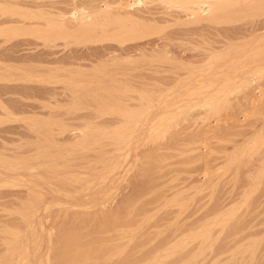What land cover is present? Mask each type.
<instances>
[{
    "label": "bare ground",
    "instance_id": "bare-ground-1",
    "mask_svg": "<svg viewBox=\"0 0 264 264\" xmlns=\"http://www.w3.org/2000/svg\"><path fill=\"white\" fill-rule=\"evenodd\" d=\"M25 1L28 3V6L29 4L34 6V8L32 7V9H34L33 12L38 13L35 15L33 13V15L30 14L32 15L30 18L28 17L29 14H25L28 15L26 16L28 18H26L23 13H20L19 16L17 15L18 17L12 14L15 16V19H11L14 18L11 15L13 11L7 10L8 12H3L0 16L1 18L6 17V19L8 16L7 13L10 14L9 17L12 16L9 20L5 19V21H3V18L2 20L0 18V216L7 215L5 212L10 216L0 218V264H105V262L102 261L104 260L101 258L102 256L95 257L93 255V257H91L93 253L91 248H99V246L102 245L100 242L101 237H98L101 236L99 235L100 232H98V235H95L97 239H89L87 237L88 235H86L87 230L85 231V225L89 226L90 229L91 227L93 229L98 227L105 229L110 227H112V229L114 228L112 225L119 218V212L131 206L130 202L133 200L129 194L134 191L135 185L132 187L133 191H130L128 185H130L131 181L127 182L129 183L128 185L126 184V180L132 170L131 168L135 165L137 166L140 162L141 164L143 163L142 166H144L145 162L142 160H145L147 156L149 157L151 152H156L160 149L158 142L155 140H153V142L152 139L157 137V133L165 130L161 127L165 126L168 128L169 125H166V120L169 116L171 117L172 115L174 117L173 113H177L178 115L180 110H184L185 113L189 114V112L185 110L189 107L187 105H189V103L192 105L191 102L194 101V98L192 101L191 98L194 94L192 91L196 86L192 88L193 90H190L193 84L190 80L192 78L179 79L181 78V73L180 76V70L174 73L176 68H174L175 70L173 69V74L170 73L171 75L168 74V77H163L164 80L166 79L163 83L164 85L165 83L166 85L170 83V87L165 89H163L164 87L161 83L163 80H161V77V81H157L158 83L153 81L154 83L151 82V84L146 79L147 77H149L148 79H151V77L158 78V75L153 77L157 70L153 68L154 70L151 69L149 72L146 67V65L149 64H144L143 59L148 61L147 52L149 51H147V48H151L149 46L154 42V38L147 37V35L149 36L150 34L151 36V33L155 29V25L158 24L153 22L156 16L155 14L157 13L154 8L156 5L154 6L155 3L153 1H159L158 3L160 4L162 3L161 1L164 2V0ZM169 2L174 5L176 4L175 6H178V8H173L174 13H172L173 10L168 8H166L168 9L166 11H160L159 13L164 16V20L168 19L166 18L168 17L166 13H170L172 15H169L175 16L179 24L180 22L186 25L193 23V26L189 24L192 26V29L197 27L195 29L201 32L197 34H203L205 37L208 34L209 36L206 37L208 39L221 41L233 38L237 42L243 40L241 41V45H237L233 49H227L223 44L209 46L207 48L208 51L206 49L207 52L202 54L204 56H201L202 58H200V60L197 58L198 55V57L201 55L199 54L200 50L199 52L196 51L198 52L197 56H194L193 59L191 55L192 60L198 62L202 59V64L205 60L206 62L204 66L200 65L201 67L199 66L200 62H198L199 64L197 63V66H199L200 69L198 67L190 71L193 73H198L200 71V73L206 72V77L201 80L206 81L204 83L206 84L205 87L207 89L205 90H207L208 99L205 101L206 104L203 100H200L201 103L198 101V105L200 106L202 103L208 105L209 103V108L211 106L210 109L217 111V105L221 104L219 105V107L221 106L219 110L221 109L222 116L213 118L210 113L208 117H210V119L212 117L213 120L210 121L208 118V121L206 119L207 123L211 122L210 129L213 128V131L217 129L218 132L220 131L219 129L227 130L228 132L236 131V135L238 134V138L241 136L240 139L242 141L238 139V142H241L236 144V139L235 146H245L248 145L249 142L255 145L257 142L259 143V147H262L264 153V0H169ZM16 4L15 6L17 7ZM11 6L13 5L10 4V7ZM18 6L20 8L22 5L18 4ZM26 9H28L27 6ZM16 12H18V10H16ZM21 14L24 16V19H18L22 17ZM158 16L159 14H157L156 17ZM242 16H246V18L242 19ZM170 18L174 20V18ZM190 26L186 27L187 30L183 32H191L189 34L194 35L192 31L196 30H189L188 28H190ZM178 28L183 30V28ZM205 29L207 30L206 35L202 32ZM184 36L186 35L184 34ZM190 36L189 38H191ZM201 36L202 35H200V37ZM194 37L195 36H193V38ZM200 37H198V39ZM182 38L184 37L182 36ZM165 42L166 41L163 42L164 46H168V42H166L167 44ZM158 45L159 47L163 46L160 45V42ZM203 51L205 50L201 52ZM196 52L194 51L195 54L191 53L196 55ZM145 53L147 57L143 58ZM181 55H183V53L180 54V56ZM184 56H186L185 59L191 60L187 55H183L182 58H184ZM205 56L206 58H204ZM173 58L174 57H172V59ZM175 60L176 62L180 60L181 63L182 59ZM184 61L183 65L186 62ZM188 62L189 61H187V63ZM170 63L173 65L174 62L170 61ZM152 64L151 62L150 65ZM143 65H145L146 68ZM150 65L148 67L149 69ZM158 67L159 66L156 68L159 71L163 69H159ZM144 69H147L146 71L149 76H145V71L144 73L142 72ZM167 69L169 68L167 67ZM198 69L199 71H197ZM152 71H154V73H152ZM159 73L157 71V74ZM131 82H135L139 85V88L131 84ZM129 83L132 85L131 87L134 86L137 87V89L134 87V90H132L133 88H128L130 87ZM147 87H151L150 91ZM256 88H258V91ZM259 89L261 90L260 92ZM199 91L201 92L202 90L199 89ZM204 93H200L202 94L200 98L206 95ZM196 104L197 103H195V105ZM204 104L201 106L204 109L208 108V106L204 107ZM190 109L192 108L190 107ZM198 109L196 111H198ZM252 111H258V115L250 117ZM188 114L186 115L189 116ZM201 114H203V112H201ZM201 114H198L197 117H203ZM213 114H215V112ZM182 115L180 116L183 117ZM180 116L177 117V120ZM197 117L196 119L198 120L199 118ZM174 119L176 120V118ZM171 121L174 122V120ZM177 122L173 123L177 124L176 129L179 128ZM182 124L180 125L181 129L185 127H182ZM172 125H170V128H172ZM189 125H187V127ZM204 126H207V128L209 127L207 124H204ZM204 126L203 129H205ZM207 128L205 129V135L209 133L207 132ZM183 130L187 131V129ZM198 130H200L199 126ZM171 132H173V130ZM200 132L198 131V133ZM210 132L212 133V130ZM218 132H216V134H218ZM174 133L176 132L172 134L174 135ZM162 134L161 135L164 136V133ZM183 136L185 137V135ZM208 136L211 137L212 135ZM213 136L212 138H206L207 136H204V138L209 139L208 141L206 140L209 142L210 139L213 140L215 137ZM157 138L159 139V137ZM219 139L221 140V138ZM254 139H257V141L255 140L256 142H254ZM162 141L165 142L164 140ZM165 143H167V141ZM210 143H212V141H210ZM181 144L183 145V143ZM201 144L203 143L201 142ZM204 145L205 144L201 146L204 147ZM174 146H176V144ZM196 146L198 147V145ZM207 147L210 148L211 152L214 149V147L212 148L210 145ZM169 149L172 150L174 148L170 147ZM189 150L190 149H188V151ZM234 150L236 151L237 149ZM205 151H207V149ZM205 151H201L203 155L197 153L202 156L200 157L201 159L207 158L204 157L205 153L209 156V150V154ZM211 157L212 156H209L208 158L210 159ZM187 158H191V156ZM183 159L186 160L185 158ZM147 160L146 158L145 161ZM200 160L197 159V161ZM157 161L158 159L156 163ZM201 163H206L207 165V162L203 161ZM198 164L200 163L197 162V165ZM192 165L194 166V164ZM208 165H210V163H208ZM146 166L148 167L147 164ZM164 166H166V164ZM201 166H203V164ZM147 167L145 169L146 171ZM158 168L160 169V167ZM204 168H206V166ZM210 168L209 166L208 170ZM220 168L221 166L219 169ZM221 169L224 168L222 167ZM202 170H204L205 173L206 171L208 172L207 169ZM198 171H200V169L196 172ZM209 171H211L212 174L213 171ZM221 171L223 175L225 170ZM137 172L138 171H136V173ZM162 172L163 171H161V173ZM181 172L183 171H179V173ZM219 172L216 174L218 175ZM184 173L189 175L187 172ZM207 175L208 173H206V176ZM258 175V180L264 179L263 165ZM137 176L140 175H136L135 177L137 178ZM210 177L208 178L210 179ZM138 178L140 179L141 177ZM177 178H179V176ZM206 178L204 177V180L202 179L201 181L206 182ZM217 179L215 178L214 182H216ZM196 181H200L199 178H196ZM210 182H208V186ZM203 184L207 185V182L201 183L199 186L197 183L190 185L193 187L197 185L202 191L203 186H206ZM126 186L129 188L128 192H130L128 195L130 196L129 198L132 199L131 201H129L127 197ZM210 186L208 188H210ZM189 189H191V187H189ZM140 190L142 189H139V191ZM245 191L246 190H244L243 193ZM117 192L118 194L120 193V195L123 194L119 201L116 197L112 198L113 193ZM202 193L204 194L203 191ZM227 193L228 192H226V194ZM243 193V197L241 196V198H248L247 196L245 197ZM246 193H248V191ZM246 193L245 195H247ZM251 193L252 196L255 194L253 191H251ZM196 196L198 197L199 195ZM189 198L190 197H188V199ZM227 198H229V196ZM166 200L167 199L164 201ZM239 201L243 202V200ZM172 202L175 203L174 200H172ZM170 203L167 204L170 205ZM187 203H185L186 207ZM234 204L233 202L231 206H223L222 210L219 209L220 212L218 214L216 213L214 216L212 215V217H210L212 218L210 221H208L209 216H207L208 219L205 218L206 222L204 221V224L202 221L200 222L202 225L196 230L198 231L200 229L198 234L196 232L190 233H196L197 235L193 234L192 236L189 234V237L179 242L181 244H174V246H177L179 249L170 246L167 252L166 250L165 252L164 250L163 252L162 250L159 251L161 253L154 259H148L149 261L146 259L147 262L141 261V263L133 262L135 264H160L163 262L164 264V262L169 259L167 258L168 256H171V254L174 256L175 252L178 253L180 250L185 249L184 247H179V245H185L186 248L189 245L188 248H191L190 245L193 247V243L196 240V242L200 241L199 238L202 239V243L203 240L204 243H207L205 240L209 239L212 233L211 229L215 228V225H221L222 227L226 225L228 220L226 218L232 216L231 213H229V208L234 207ZM168 208L169 207H167V209ZM215 211L216 210H214V213ZM227 211L229 212L227 213ZM226 213L227 215L230 214V216L227 217ZM148 215L149 214L143 216L134 227L132 226L130 229L125 227L127 229L126 232L124 231L125 228L123 230L121 229L125 234L123 233V235H121L116 232V235H113L114 232H110L109 235L114 236L113 240L116 242L124 241L125 243L126 240H134V238H131L132 236L130 238L128 237V233L133 231L135 237V231L140 226L145 225L146 222H150L149 219L151 216L149 217ZM116 225L118 224L116 223ZM83 226H85V229L82 230L85 232L80 231ZM57 227L60 229H57L58 231H62V229L64 231L58 234L59 232L56 230ZM69 228H72L74 233H72L73 231L71 232V230L68 231ZM102 228L100 231H102ZM117 230L121 232L118 228ZM220 233L223 232L220 231ZM92 234L94 235V233H91V235ZM98 238L100 241H97ZM253 240L255 243V239ZM260 240L257 238L258 242ZM128 241H126V243H128ZM250 244L252 243L250 242ZM125 245L124 247L127 246ZM253 246L254 245L251 247ZM109 247L111 248V245ZM121 247L123 248V246ZM249 247L248 249L253 252V249ZM255 247H257V245H255ZM172 248H174V250H172ZM175 249L177 251H175ZM256 249H258V247ZM90 250L92 251L91 255H89L90 252H87ZM121 251L120 253L114 251L118 259L119 256L124 255L122 252H125V250ZM239 251L240 253L242 252L241 249L237 250L236 252H238V255ZM86 252L91 258H87L88 255ZM236 252L235 255H237ZM84 253L87 256H83ZM246 253L247 252H245V254ZM94 254L101 255L97 252ZM225 256L227 257V255ZM195 259L192 258V261ZM187 261L189 262L190 260H184L183 262L185 264H193ZM128 262L130 261L128 260ZM136 262L140 261L137 260ZM183 262H180V264ZM194 263L196 264V262Z\"/></svg>",
    "mask_w": 264,
    "mask_h": 264
},
{
    "label": "rangeland",
    "instance_id": "rangeland-1",
    "mask_svg": "<svg viewBox=\"0 0 264 264\" xmlns=\"http://www.w3.org/2000/svg\"><path fill=\"white\" fill-rule=\"evenodd\" d=\"M170 1H172V0H170ZM0 16L3 14V12H5L6 13V11L8 10H10L12 13H11V15L12 14H14L16 17H18L19 16V14L20 13H23V15H25V14H29V16L28 15H25V17L26 16H28L29 18L30 17H32V15L34 14H36V13H38V12H33L34 11V9H32V7L34 8V6H32V5H30L29 4V6H28V3L25 1V0H10V2H9V0H0ZM4 2H6V3H4ZM14 2V3H13ZM18 2V3H17ZM19 2H21V3H19ZM155 4H154V6L156 5V7H157V9H156V7H154L155 8V11L157 12L155 15L157 16V14H159V16L158 17H154V23H158V24H156L155 25V29L153 30V32L151 33V36H150V34H149V36L147 35V37H153L152 39H153V41L154 42H152V46L150 45L149 47H151V48H147V51H152V52H147V54L145 53V55H143V58H145V57H147V60L148 61H145L146 59H143L144 60V64H149L150 65V63L152 62L153 64L152 65H150V69L148 68L149 67V65H146V67H147V69L149 70V72H150V70L152 69V70H157L158 71V73L159 72H161V73H159V74H157V71H155L156 73H155V76H153V77H156L157 75V77L158 78H152L151 77V79H148L149 77H147L146 79H147V81L151 84V82H153V81H155V83L158 81H161V80H163V82L161 81V83H162V85H163V89H165V88H167V87H170V83H169V85L167 84L166 85V83H165V85L163 84L164 83V81H166V79L164 80L163 79V77L165 78V76H167L168 74L169 75H171V74H173V69L174 68H176V71H174V73H176V72H179L178 70H180V72H179V76H180V73H181V78H179V79H189V78H192V79H190L191 81H192V83L194 84H192L191 85V87H190V90H193L192 88H194L195 86V88H197V89H195L194 88V90L192 91V93L194 92V94H193V96H192V98H191V101L193 100V98H194V101H190L191 103H192V105L189 103V105H187V106H189V107H187V110H185V111H188L189 112V114L188 113H185L184 112V110H180L179 112H178V115H177V113H173V115H174V117L171 115V117L169 116V118H170V120H169V118L166 120V125H169L168 126V128L167 127H161L162 129H165V130H163V131H161V130H159V131H161V132H159L160 133V135L162 134V133H164V136H160L159 135V133H157L158 135H157V137H159V139L156 137V138H153L152 139V141L153 140H155L156 142H158V146H159V148L160 149H158L156 152H151L150 154H149V157L147 156L146 158L148 159L147 161H145L146 160V158H145V160L143 159L142 161L143 162H145L144 163V166H142V164H141V162L139 163V164H137V166L135 165V166H133V168H131L132 170L130 171V173H129V177H128V181L126 180V184L128 185L129 183H127V182H130V185H128V187H130V189L129 188H127V186H126V189H127V197L129 198L130 196H131V198H133V200L131 199V198H129V201H131L130 202V205L131 206H128V207H126L125 209H122L120 212H119V218L113 223V229H112V227H110V228H107V229H105V228H102V231H100L101 230V228L100 227H98V228H95V229H93L92 227H91V229H90V227L89 226H87V225H85V226H83L82 228H81V230L80 231H82V232H85L86 230H87V232H86V235H88L87 237L90 239H92V238H96L97 239V237L95 236V235H98V232H100V234L99 235H101V236H98V237H101L100 238V240H99V238H98V240L97 241H100L101 243H102V245L101 246H99V248H100V250L102 251V253H101V251L99 250V248H95V249H93V248H91V250L93 251V253H92V251L90 250V251H87L88 253L90 252V254L89 255H91V253H92V255H91V257H93V255L95 256V257H101L102 259H104V260H102L101 258V260L102 261H104L105 262V264L107 263V264H127V263H129V264H133L134 262L135 263H141V261H146L147 262V260L149 259H151V258H156V257H158L159 256V254L161 253V252H159V251H161L162 250V252H163V250H164V252H165V250H166V252L168 251L167 249L171 246H173V247H177V246H174V244L175 243H178V244H181V243H179L180 241H184L187 237H189L190 235H192L193 236V234L194 235H197L198 234V231H200V229L198 230V231H196L198 228H200L201 226L200 225H202V223L204 224V221L206 220V219H208L207 218V216H209V219H208V221H210V219L212 220V218H210V217H212V215L214 216L216 213L218 214L219 212H220V210H222V208H223V206L225 207H227V205L229 206H231V203H235L234 204V207H230L229 208V210H230V212L229 211H227V213L229 212V213H231V215L232 216H230V214L229 215H227V213H226V216L228 217V216H230V217H228V218H226V219H228L227 220V223H226V227L224 226V227H222L221 225H215L216 227L215 228H212L211 229V236L209 237V239H206L205 241L207 242V243H204V240H203V243L201 242V240L202 239H200L198 236V238H199V240L200 241H198V242H201V243H198V242H194L193 243V247H192V245H190L191 246V248H188L189 247V245L187 246V248L185 247V245L184 246H180L179 245V247H181V248H185V249H182V250H184V251H182V250H180V251H182V252H180L179 250V252L177 253V252H175L174 253V256H172L173 254H171V256H168V255H170V254H168L167 256V258H169V259H167V261L166 262H164V264H180V262H183L184 260L186 261V260H190L189 262L190 263H193V264H195L194 262H196V264H197V262H198V264H264V179L263 180H258L259 179V171H260V169L262 168V165L264 166V153H263V150H262V147L260 146L259 147V143H257L256 141H257V139H254V142H256L255 143V145L254 144H252V143H250V145H249V143H248V145H239V146H235V141H236V139H237V143L236 144H239L242 140L240 139L241 138V136L238 138V134L236 135V131H232V132H228L227 130H223V129H219L220 131L218 132V130L217 129H215L216 131H213V128L212 129H210L211 128V122H209V123H207V121H206V119L208 120V118L210 119V117H208L209 116V114L210 115H212L213 116V118H215V117H218V116H222L221 115V109L219 110V108H221V106L219 107V105H221V104H218L217 106V111H213L212 109H210L211 108V106H210V108H209V103H208V105H205L206 103H205V101H207V99H208V97H207V90H205V89H207L205 86H206V84L204 83V82H206L205 80H201V79H203V78H205L206 77V72L204 73H200V72H198V73H193V72H191L190 70H195L196 68H198L200 65H202V66H204V64H205V62H206V60H205V62H203V64H202V59H201V61H198V62H200V64L196 61V60H192V58L194 59V56H197V53L199 52V50H200V52L202 51V50H205V51H203V52H199V54H201L200 55V57H198L197 56V58L200 60V58H202L204 55H202V54H204V53H206L207 51H208V47L209 46H212V45H220V44H223L224 46H225V48H235L237 45H241L242 44V42L241 41H243V40H240L239 42H237L235 39H229V40H221V41H214V40H211V39H208V38H206V37H208L209 35L207 34V30L205 29L204 31H202L203 33H204V35H206V37L205 36H203V34H197V33H201L200 31H197L195 28H197V27H195V28H193L192 29V24L193 23H189L190 25H192V26H190L189 24L188 25H186V24H183V23H181L180 22V24H179V22H177L176 21V18H175V16H170V15H172V14H168V13H166L167 14V16L168 17H166V18H170V17H172V18H174V20L173 19H171V21H170V19L167 21L166 19L164 20V16H162L161 15V13H159L160 11H166V10H168V9H170V10H173V12L172 13H174V9L173 8H178V6H175L173 3H170L169 2V0L167 1V0H164V2L163 1H161L162 3H158L159 1H153ZM169 2V3H168ZM13 3V4H12ZM17 3V4H16ZM156 3H158V4H156ZM2 4H3V6H2ZM4 4H5V6H4ZM7 4V5H6ZM10 4L11 5H13V6H11L10 7ZM15 4L17 5V7L15 6ZM18 4L19 5H22V6H20V8H19V6H18ZM25 4H27V5H25ZM168 4H169V6H168ZM174 6H173V5ZM25 5V6H24ZM160 5H161V7H160ZM173 7H172V6ZM26 6H27V8L28 9H26ZM31 6V7H30ZM10 7V8H9ZM15 7V8H14ZM12 8V9H11ZM32 9V12H31V9ZM36 8V7H35ZM164 8V9H163ZM166 8H168V9H166ZM5 10V11H3V10ZM22 9V10H21ZM24 9V10H23ZM30 9V10H29ZM2 10V11H1ZM16 10H18V12H16ZM26 10V11H25ZM38 10V9H37ZM7 11V12H8ZM22 11V12H21ZM28 11V12H27ZM36 11V10H35ZM16 13V14H15ZM18 13V14H17ZM33 13V14H32ZM8 14V16H7V19H6V17H2L4 20L3 21H5V19L6 20H9V18H11L12 16L14 17V18H11V19H15V16L14 15H12L11 17H9V13H7ZM7 14H5V15H7ZM30 14H32V15H30ZM18 15V16H17ZM22 15V14H21ZM20 15V16H21ZM22 15V17H19L18 19H24V16ZM4 16V15H3ZM161 16V17H160ZM170 16V17H169ZM28 17H26V18H28ZM160 17V18H159ZM1 18V17H0ZM2 18H1V20H2ZM242 19L243 18H246V16L244 17V16H242L241 17ZM158 21V22H157ZM167 21V22H166ZM177 23V24H176ZM185 27H184V26ZM194 25H196V24H194ZM183 26V27H182ZM188 26H190V28H188L189 30H196V31H192L193 33H194V35H191V34H189V33H191V32H189V33H184L183 31H185V30H187V28L186 27H188ZM197 26V25H196ZM178 27H180V28H183V30L181 29H179ZM175 30H174V29ZM184 28H186V29H184ZM173 30V31H172ZM181 32H180V31ZM206 31V32H205ZM174 32V33H173ZM177 33H179V34H177ZM186 35V36H184V34ZM192 33V34H193ZM176 34V35H175ZM171 35V36H170ZM187 35H191L190 37L191 38H189V36H187ZM200 35H202L201 37H200ZM174 36H175V39H174ZM178 36V37H177ZM182 36L184 37V38H182ZM193 36H195L194 38H193ZM186 37V38H185ZM198 37H200L199 39H198ZM187 38H189V39H187ZM172 39V40H171ZM180 39V40H179ZM182 39V40H181ZM192 39H194V40H192ZM224 39H226V38H224ZM247 39H249V38H247ZM157 41V42H156ZM164 41H166V42H168V46L167 45H165L164 46ZM159 42H160V45H163V46H160L159 47ZM165 42V43H166ZM154 43V44H153ZM157 45H156V44ZM167 44V43H166ZM155 46V47H154ZM159 47V48H158ZM149 49H151V50H149ZM152 49H154V50H152ZM206 49H207V51H206ZM186 50V51H185ZM183 51H185V52H183ZM194 51L196 52V51H198V52H196V55H193V54H195L194 53ZM193 54H192V53ZM183 53V55H187V57H192L191 58V60H189V59H185L186 58V56H184V58H182L183 57V55H181L180 56V54H182ZM179 54V55H178ZM189 54V55H188ZM147 55V56H146ZM192 55V56H191ZM154 56V57H153ZM202 56V57H201ZM172 57H174L173 59H172ZM177 57V58H176ZM179 57V58H178ZM150 58H151V62H150ZM204 58H206V56L204 57ZM169 59V60H168ZM170 59H172V60H170ZM175 59H182L181 60V63H180V60H177V62H176V60ZM197 59V60H198ZM186 62H185V61ZM203 60V61H204ZM170 61L171 62H174L173 63V65H172V63H170ZM183 61L185 62V64L183 65ZM187 61H189L188 63H187ZM149 62V63H148ZM172 65H170V64ZM180 63V64H179ZM199 64V66H197L198 64ZM159 66L158 68L160 69H162L161 71H159L156 67L157 66ZM165 65H168V66H165ZM144 67H145V65H143ZM142 66V67H143ZM152 66V67H151ZM165 66V67H164ZM176 66V67H175ZM145 67V68H146ZM167 67L169 68V69H167ZM201 67V66H200ZM200 67H199V69H200ZM154 68V69H153ZM166 68V69H165ZM178 68V69H177ZM194 68V69H193ZM209 68H211V67H209ZM143 69V68H142ZM147 69H144V70H142V72L144 73V71L146 72V73H144L145 74V76H149V74L147 73ZM199 69L197 70V71H199ZM175 70V69H174ZM152 73H154V71H152ZM152 73H150V74H152ZM166 73V74H165ZM171 73V74H170ZM200 73V74H199ZM178 74V73H177ZM202 74V75H201ZM153 75V74H152ZM168 75V76H169ZM151 76V75H150ZM167 76V77H168ZM162 79H161V78ZM194 77V78H193ZM159 79V80H158ZM161 79V80H160ZM195 79H196V81H195ZM157 82V83H158ZM201 82V83H200ZM203 82V83H202ZM135 82H131V84H133V85H136L137 87L139 86V85H137L136 83L134 84ZM154 83V82H153ZM152 83V84H153ZM130 83H129V86L130 87H128V88H133V87H131L132 85H131ZM197 84V85H196ZM199 84H201V85H199ZM203 84V85H202ZM161 85V86H162ZM199 86V87H198ZM137 87H134L135 89H137ZM202 87H203V89H202ZM127 88V89H128ZM134 88L132 89V90H134ZM139 88V87H138ZM201 89L202 91L200 92L199 91V89ZM147 89L150 91V89H151V87H147ZM258 88H256V90H257ZM130 90V89H129ZM198 90V91H197ZM131 91V90H130ZM197 91V92H196ZM206 91V92H205ZM258 91V90H257ZM261 90L259 89V92H260ZM196 92V93H195ZM205 92V93H204ZM200 93H204V94H206V95H203L201 98H200V96L202 95V94H200ZM196 96V97H195ZM199 97V98H198ZM207 97V98H206ZM205 98V99H204ZM196 99H197V101H196ZM199 99V100H198ZM203 100V102L205 103H202V104H204V107H206V106H208V108L211 110H209L208 108H206V109H204L201 105L202 104H200V106L198 105L199 104V102L201 103V101ZM199 101V102H198ZM195 103H197L196 105H195ZM195 105V109L193 108V106ZM190 107L192 108V109H190ZM197 107V108H196ZM202 107V108H201ZM199 108V109H198ZM198 109V111H196ZM204 110V111H203ZM205 110H206V112H205ZM219 110V111H218ZM210 111V112H209ZM201 112H203V114H201ZM215 112V114H213ZM184 113V114H183ZM201 114L203 117H201V118H199V117H197L198 116V114ZM183 114V115H182ZM186 114H188L189 116H187ZM180 115H182L183 117H181ZM258 115V111H252L251 112V114H250V117H253V116H257ZM180 116V118L177 120V117H179ZM206 116V117H205ZM186 117V118H185ZM195 117V118H194ZM196 117L197 118H199L198 120L196 119ZM174 118H176V120L178 121H176ZM183 118V119H182ZM190 118V119H189ZM213 118L211 117V119H210V121L211 120H213ZM171 120H174V122H177L178 123V129H176V127H177V124H173L174 122L173 121H171ZM182 120V121H181ZM188 120H190V121H188ZM201 120V121H200ZM169 121V122H168ZM191 121H192V123H191ZM194 121V122H193ZM195 121H197V122H195ZM209 121V120H208ZM173 124H171V123ZM204 122V123H203ZM170 123V124H169ZM183 123V124H182ZM187 123H189V124H187V125H189L188 127H187V125L186 124ZM199 125H198V124ZM202 123V124H201ZM182 124V127H184V128H182L181 129V127H180V125ZM204 124H207L209 127L207 128V126H204ZM170 125H172V128H170ZM204 126V128L206 129L207 128V132H209V133H207V135H205L204 133H206V130L205 129H203V126ZM198 126H199V129L200 130H198ZM200 126H202V127H200ZM175 129H174V128ZM194 129H193V128ZM197 129H196V128ZM160 128V129H161ZM167 128V129H166ZM169 128H170V130H169ZM191 128V129H190ZM202 128V129H201ZM173 130V132H176L177 133V135H176V133H174V135L172 134L173 132H171L172 130ZM183 129H187V131H185V130H183ZM193 129V130H192ZM167 130H169V131H167ZM175 130V131H174ZM179 130V131H178ZM189 130V131H188ZM196 130V131H195ZM202 130V131H201ZM212 130V133L214 134V136L216 137H214L213 136V134L210 132ZM178 131V132H177ZM180 131H182V132H180ZM198 131L200 132V133H198ZM226 131V132H225ZM169 132V133H168ZM216 132H218V134H216ZM236 132V133H235ZM166 133H168V134H166ZM183 133V134H182ZM211 133V134H210ZM199 134H200V136H199ZM231 135V137H230V135ZM171 135H172V137H171ZM181 135V136H180ZM183 135H185V137L183 136ZM194 135H196V136H194ZM208 135H212L214 138H213V140H211L210 139V141H212V143H210V141L209 142H207L209 139H205L204 138V136H207L206 138H212V136L211 137H209ZM224 137H223V136ZM182 138H180V137ZM188 136H191V137H188ZM198 136V137H197ZM227 136V137H226ZM177 139H176V138ZM168 140H167V139ZM197 138V139H196ZM219 138H221V140L219 139ZM224 138V139H223ZM243 138V137H242ZM158 139V140H157ZM200 139V140H199ZM216 139V140H215ZM238 139L239 140H241V141H239L238 142ZM148 140H151V139H148ZM162 140H164L165 142L167 141V143H165V142H163ZM174 140V141H173ZM177 140V141H176ZM183 140H186V141H183ZM204 140V141H203ZM207 140V141H206ZM256 140V141H255ZM161 141V142H160ZM176 141V142H175ZM183 141V142H182ZM190 143H188V142ZM220 141V142H219ZM226 141V142H225ZM149 142H151V141H149ZM154 142V141H153ZM170 142H172V143H170ZM198 142V143H197ZM201 142L203 143V144H205L204 145V147L207 149V151H205L206 149L204 148V147H202L203 146V144H201ZM223 142H225V143H223ZM258 142H260V141H258ZM159 143H160V145H161V147H160V145H159ZM178 143V144H177ZM181 143H183V145L181 144ZM218 143V144H217ZM221 143H222V145H221ZM228 143H230V144H228ZM261 143V142H260ZM167 144V145H166ZM173 144V145H172ZM176 144V146H174ZM172 145V146H171ZM185 145V146H184ZM188 145V146H187ZM193 145H198V147L196 146V149H195V146H193ZM202 145V146H201ZM211 146L212 148L214 147V149H213V151L211 152L210 151V148L209 147H207V146ZM216 146V147H215ZM220 146V147H219ZM254 146H256V147H254ZM171 147V148H174V149H172L173 150V152H172V150H170L169 148ZM182 147V148H181ZM190 147V148H189ZM200 147V148H199ZM233 147V148H232ZM236 147V148H235ZM168 148V149H167ZM186 148H188V149H190L189 151H188V149H186ZM192 148V149H191ZM193 148H194V150H193ZM211 148V149H212ZM216 148H217V150H216ZM219 148V149H218ZM222 148H224V149H226V150H224V149H222ZM166 151H165V150ZM185 149V150H184ZM222 149V150H221ZM234 149H237L236 151L234 150ZM248 150V149H250V150H248V151H246V150ZM254 149V150H253ZM169 150V151H168ZM196 150V151H195ZM203 150L205 151V152H207V154H209L208 153V150H209V152H210V154H209V156H212L210 159L208 158L209 156L208 155H206V153H205V155H204V157H207V158H204V159H201L200 157H202V156H200V154H197V153H201V155H203L202 154V152H203ZM218 150H219V152H218ZM258 150V151H257ZM261 150H262V152H261ZM180 151V152H179ZM188 151V152H187ZM191 151V152H190ZM202 151V152H201ZM217 151V152H216ZM226 151V152H225ZM234 151H235V153H234ZM255 151V152H254ZM161 152V153H160ZM189 152H190V154H189ZM195 152V153H194ZM216 152V153H215ZM225 154H224V153ZM246 152V153H245ZM179 155H177V154ZM214 153V154H213ZM237 153V154H236ZM157 154H159V155H157ZM187 155V157H190L191 156V158H187L186 157V155ZM193 154V155H192ZM219 154V155H218ZM236 154V155H235ZM163 155V156H162ZM173 156V158H172V156ZM183 155V156H182ZM199 155V156H198ZM216 155V156H215ZM230 155H231V157H230ZM263 155V156H262ZM151 156V157H150ZM167 156V157H166ZM175 156H176V158H175ZM195 156V157H194ZM218 156V157H217ZM229 156V157H228ZM233 156H235V157H233ZM159 157V158H158ZM227 159H226V158ZM164 158V159H163ZM168 158V159H167ZM183 158H185L186 160H184ZM194 158V159H193ZM202 160H200V159ZM215 158V159H214ZM221 158V159H220ZM241 160H240V159ZM253 158H255V159H253ZM158 159V161H157V163H156V160ZM165 159H167V160H165ZM171 159V160H170ZM175 159V160H174ZM180 159V160H179ZM197 159L198 160H200V161H197ZM212 159H214V160H212ZM225 159H226V162H225ZM232 159V160H231ZM234 159H235V161H234ZM150 160V161H149ZM170 160V161H169ZM178 160V161H177ZM240 160V161H239ZM161 161V162H160ZM164 161H166V162H164ZM191 161V162H190ZM195 161H196V164H195ZM207 162V165H206V163H201V162ZM259 161V162H258ZM263 161V162H262ZM154 162V163H153ZM159 162V163H158ZM173 162V163H172ZM190 162V163H189ZM197 162L198 163H200V164H198L197 165ZM214 162V163H213ZM216 162V163H215ZM223 162V163H222ZM235 162V163H234ZM247 162V163H246ZM156 163V164H155ZM169 163V164H168ZM172 163V164H171ZM208 163H210V165H208ZM146 164L148 165V167L146 166ZM166 164V166H164ZM190 164V165H189ZM192 164H194V166L192 165ZM203 164V166H201ZM163 165V166H162ZM174 165V166H173ZM218 166V169H217V166ZM234 165V166H233ZM242 165V166H241ZM256 165V166H255ZM162 166V167H161ZM181 166V167H180ZM206 166V168H204ZM209 166L211 167L209 170H212L213 172H212V174H211V171H209L208 170V168H209ZM221 166V168L223 167L224 169H221V170H225L224 172H223V175H222V171L219 169V167ZM225 166V167H224ZM238 166V167H237ZM259 166V167H258ZM145 167V168H144ZM146 167H147V171L145 170L146 169ZM153 167H155V168H153ZM158 167H160V169L158 168ZM193 167V168H192ZM228 167V168H227ZM231 167H232V169H231ZM140 168H143V169H140ZM153 170H152V169ZM158 168V169H157ZM197 168V169H196ZM227 168V169H226ZM260 168V169H259ZM164 169V170H163ZM181 169H183V170H181ZM189 169H191V170H189ZM198 169H200V171L202 170V169H207L208 170V172L206 171V173H208V175L206 176V173H205V171L204 170H202L201 172L200 171H198V172H196ZM259 169V170H258ZM141 170H142V172H141ZM190 172H189V171ZM216 170V171H215ZM221 172V175H220V172ZM228 170V171H227ZM236 170V171H235ZM258 172H257V171ZM136 171H138L137 173H136ZM140 171V172H139ZM149 171V172H148ZM153 171V172H152ZM161 171H163L162 173H161ZM179 171H183V172H181V173H179ZM192 171V172H191ZM254 171V172H253ZM184 172H187V174H189V175H186ZM194 172V173H193ZM195 172H196V175H195ZM200 172V174L198 175V173ZM203 172H204V174H203ZM215 172V173H214ZM217 172H219L218 173V175L216 174ZM238 172V173H237ZM252 172V173H251ZM133 173V174H132ZM139 173V174H138ZM155 175H154V174ZM171 173H172V175H171ZM193 173V174H192ZM210 173V174H209ZM214 173V174H213ZM143 174V175H142ZM183 174H185V175H183ZM201 174H202V176H201ZM131 175V176H130ZM136 175H140V176H137V178L135 177ZM154 175V176H153ZM176 177H175V176ZM179 176V178H177L178 176ZM190 175H193V176H190ZM194 175H195V177H194ZM218 177H217V176ZM225 175V176H224ZM232 175V176H231ZM151 176V177H150ZM163 176V177H162ZM181 176V177H180ZM184 178H183V177ZM199 176V177H198ZM211 176V177H210ZM138 177H141L140 179L138 178ZM192 177V178H191ZM194 177V178H193ZM202 177V178H201ZM204 177L207 179H205L206 180V182H207V185L206 184H203V185H206V186H203V192H204V194L202 193V191H201V188L199 189L198 188V186L201 184V183H206L205 181L204 182H202L201 180L203 179L204 180ZM208 177H210V179L208 178ZM220 177V178H219ZM225 177V178H224ZM233 177V178H232ZM255 177H257V178H255ZM135 178H136V180H135ZM146 178V179H145ZM153 180H152V179ZM188 178V179H187ZM196 178H199V180L200 181H198L199 182V184H198V182L196 181ZM217 179L216 180V182H214L215 180L214 179ZM145 179V180H144ZM150 179V180H149ZM161 179V180H160ZM178 181H177V180ZM186 179V180H185ZM191 179V180H190ZM227 179V180H226ZM230 179V180H229ZM255 179V180H254ZM137 182H135V181ZM139 180V181H138ZM174 180V181H173ZM189 180V181H188ZM232 180V181H231ZM140 181H141V183H140ZM145 181H146V183H145ZM184 181V182H183ZM211 181V182H210ZM220 181V182H219ZM239 181V182H238ZM244 181V182H243ZM259 183H257V182ZM208 182H210V184H209V186L211 185V184H213V185H211L210 186V188H208L209 186H208ZM213 182V183H212ZM224 182V183H223ZM246 182V183H245ZM255 182H256V184H255ZM135 183V184H134ZM180 183V184H179ZM197 183V185L195 186V187H193V186H191V185H194V184H196ZM223 183V184H222ZM234 183V184H233ZM132 184H133V186H132ZM178 184V185H177ZM186 184V185H185ZM191 184V185H190ZM218 184V185H217ZM233 184V185H232ZM255 184V185H254ZM134 185H135V187H134ZM139 185V186H138ZM141 185V186H140ZM143 185V186H142ZM185 185V186H184ZM235 185V186H234ZM254 185V186H253ZM167 186V187H166ZM132 187H134V191H133V189H132ZM138 187V188H137ZM140 187V188H139ZM142 187V188H141ZM147 187V188H146ZM168 187H170V188H168ZM189 187H191V189H189ZM248 187V188H247ZM258 187V188H257ZM137 188V189H136ZM144 188V189H143ZM151 188V189H150ZM158 188H159V191H158ZM162 188V189H161ZM166 188V189H165ZM182 188V189H181ZM196 190H195V189ZM205 188V189H204ZM238 188V189H237ZM125 189V190H126ZM128 189L130 190V191H133V192H130V194H129V192H128ZM136 189V190H135ZM139 189H142V190H140L139 191ZM148 189H149V191H148ZM157 189V190H156ZM210 189V190H209ZM216 189V190H215ZM233 191H232V190ZM248 189V190H247ZM249 189H250V191H249ZM258 189V190H257ZM170 190V191H169ZM209 190V191H208ZM214 190H215V192H214ZM244 190H246L244 193H243V191ZM256 190V191H255ZM136 191H137V193H136ZM156 191V192H155ZM157 191H158V193H157ZM181 191H182V193H181ZM190 193H189V192ZM199 191V192H198ZM213 191V192H212ZM230 191H231V193H230ZM248 191V193H246ZM251 191H253V192H255V194L252 196V193H251ZM259 191V192H258ZM172 192V193H171ZM176 192H180L179 194L178 193H176ZM185 192H187V193H185ZM212 194H210V193ZM226 192H228L227 194H226ZM134 195H133V194ZM147 193V194H146ZM152 193V194H151ZM167 193V194H166ZM175 193V194H174ZM198 193V194H197ZM200 193V194H199ZM242 193H243V195L246 197H248L249 198V200H248V198H245V199H243V198H241V196H242ZM245 193L247 194V195H245ZM130 196H129V195ZM132 194V195H131ZM159 194V195H158ZM199 195L198 197L196 196V195ZM208 194V195H207ZM121 195H123V194H121ZM121 195H120V193L118 194V192L117 193H113V197L112 198H117L118 199V201L120 200V198H121ZM141 195V196H140ZM172 195V196H171ZM187 195V196H186ZM194 195H195V197H194ZM216 195V196H215ZM251 196V197H249V196ZM162 196H164V197H162ZM166 196H167V198H166ZM180 196V197H179ZM181 196H184V197H181ZM212 196V197H211ZM226 196V197H225ZM229 196V198H227ZM234 196H236V197H234ZM119 197V198H118ZM138 197V198H137ZM188 197H190L189 199H188ZM192 197V198H191ZM197 197V198H196ZM208 197H209V199H208ZM211 197V198H210ZM224 197V198H223ZM243 197V196H242ZM143 198V199H142ZM156 198V199H155ZM178 198V199H177ZM185 198V199H184ZM195 198V199H194ZM241 198V199H240ZM251 198V199H250ZM165 199H167L166 201H164ZM170 199H171V201H170ZM177 199V200H176ZM188 200V203H187V200ZM202 199V200H201ZM211 199V200H210ZM142 200V201H141ZM172 200H174V202L175 203H173L172 202ZM181 200V201H180ZM200 201V202H198V201ZM229 200V201H228ZM231 200V201H230ZM239 200H243V202H241V201H239ZM244 200H245V202H244ZM138 201V202H137ZM228 201V202H227ZM239 201V202H238ZM132 202H133V204H132ZM171 202V203H170ZM179 202V203H178ZM181 202V203H180ZM191 202V203H190ZM193 202V203H192ZM197 202H198V204H197ZM165 203V204H164ZM167 203H170V205L169 204H167ZM173 203V204H172ZM185 203H187V207H186V205H185ZM240 203V204H239ZM164 204V205H163ZM174 205V206H172V205ZM179 204V205H178ZM190 204V205H189ZM192 204V205H191ZM210 204V205H209ZM163 205V206H162ZM168 205V206H167ZM193 205H194V207H193ZM222 205V206H221ZM237 205H238V208H239V210H238V208H237ZM240 205V206H239ZM146 206V207H145ZM165 206H167V207H169L168 209H167V207H165ZM172 206V207H171ZM183 206V207H182ZM189 206V207H188ZM192 206V207H191ZM221 206V207H220ZM132 207V208H131ZM206 207V208H205ZM236 207V208H235ZM129 208V209H128ZM209 208V209H208ZM214 208V209H213ZM232 208H233V210H232ZM235 208V209H234ZM205 209V210H204ZM220 209V210H219ZM129 210V211H128ZM171 210V211H170ZM173 210V211H172ZM214 210H216L215 211V213H214ZM217 210H219V211H217ZM231 210H232V212H231ZM238 210V211H237ZM213 211V212H212ZM235 211V212H234ZM127 212V213H126ZM201 212V213H200ZM238 212V213H237ZM7 215H3V216H0V218H3V217H7V216H9V214L7 213V212H5ZM150 213H151V215H150ZM205 213H206V215H205ZM209 213V214H208ZM213 213V214H212ZM236 213H237V215H236ZM145 214V215H144ZM147 214H149L148 216L150 217V219H149V221L150 222H146L145 223V225H143V226H140L136 231H135V237H134V235H133V231H131L132 232V235H131V232H129L128 233V231H127V233H128V237L130 238L131 236V238H134V240H132V239H130V241H128V240H126V241H128V243H126V241H125V243H126V245H125V243H124V241L122 242V241H120V242H116L115 240H113V238H114V236H110L109 234H110V232H114L113 233V235H116V232H118L117 234H121V235H123V233L125 234V232H126V230L127 229H130V227H134L135 226V224L143 217V216H147ZM153 214H154V216H153ZM198 214V215H197ZM235 214V215H234ZM124 215V216H123ZM197 215V216H196ZM236 216V217H234V216ZM204 216V217H203ZM10 217V216H9ZM8 217V218H9ZM140 217V218H139ZM234 217V218H233ZM152 218V219H151ZM206 218V219H205ZM10 219V218H9ZM126 219V220H125ZM201 219V220H200ZM230 219V220H229ZM235 219V220H234ZM197 220V221H196ZM120 221V222H119ZM123 221V222H122ZM202 221V223L200 224V222ZM207 221V222H208ZM125 222V223H124ZM206 222V221H205ZM238 222V223H237ZM116 223L118 224V225H116ZM121 223V224H120ZM209 223V222H208ZM236 223V224H235ZM119 225H120V227H119ZM124 225V226H123ZM127 225H129V226H127ZM197 225V226H196ZM121 226H122V228H121ZM199 226V227H198ZM221 226V227H220ZM228 226V227H227ZM231 226V227H230ZM86 229H85V228ZM89 227V228H88ZM127 229H126V228ZM219 227V228H218ZM117 228L119 229V230H123L124 228V231L122 232V230H121V232L120 231H118L117 230ZM57 229H59L58 227L56 228V230ZM82 229H85V231L84 230H82ZM90 229V230H89ZM109 229H112V230H109ZM213 229H214V231H213ZM60 230V229H59ZM71 230V232L73 231V229L72 228H69V230L68 231H70ZM90 232H89V231ZM93 230V231H92ZM64 230L62 229V231H58L57 230V232H59L58 234H60V232H63ZM75 231H76V229H75ZM97 231V232H96ZM220 231H222L223 233H220ZM104 232V233H103ZM192 232H196V233H193V234H190V233H192ZM56 233V232H55ZM54 233V234H55ZM72 233H74V231L72 232ZM91 233H94V235L92 234L91 235ZM108 233V234H107ZM220 233V234H219ZM85 234V233H84ZM190 234V235H189ZM219 234V235H218ZM245 234V235H244ZM56 235H57V233H56ZM104 235V236H103ZM188 235V236H187ZM91 236V237H90ZM95 236V237H94ZM108 236H110V237H108ZM221 236V237H220ZM245 236V237H244ZM108 237V238H107ZM139 237V238H138ZM196 237V236H195ZM212 237H214V238H212ZM218 239H217V238ZM225 237H226V239H225ZM263 237V238H262ZM198 238H194V239H198ZM215 238H216V241H215ZM242 238V239H241ZM257 238L260 240L259 242L257 241ZM104 239V240H103ZM137 239V240H136ZM194 239H193V241H194ZM253 239H255V243H254V240ZM82 240V239H81ZM103 240V241H102ZM226 240V241H225ZM246 240V241H245ZM113 241H115V242H113ZM141 241V242H140ZM219 241V242H218ZM245 241V242H244ZM257 241V242H256ZM108 242V243H107ZM113 242V243H112ZM241 242V243H240ZM250 242L252 243V244H250ZM111 243V244H110ZM115 243V244H114ZM122 243V244H121ZM135 243H137V244H135ZM183 243V242H182ZM244 243H247V244H244ZM260 243V244H259ZM105 244V245H104ZM126 246V247H124V245ZM238 244V245H237ZM242 244V245H241ZM104 245V246H103ZM111 245V248L109 247V246ZM115 245V246H114ZM120 245V246H119ZM252 245H254L253 247H251ZM255 245H257V247H258V249H260V250H258V249H256L257 247H255ZM108 246V247H107ZM117 246V247H116ZM121 246H123V248L121 247ZM133 246V247H132ZM250 246V247H249ZM116 247V248H115ZM233 247H235V248H233ZM240 247V248H239ZM248 247L250 248V249H253V252H251L249 249H248ZM254 247H255V249H254ZM260 247V248H259ZM103 248V249H102ZM111 250H110V249ZM118 248V249H117ZM121 248H122V251H124L125 250V252H122L121 251ZM125 248V249H124ZM131 248V249H130ZM236 248H237V250H240L241 249V253H240V251H239V255H238V252H236L237 250H236ZM128 249H129V251H128ZM177 249H179L178 247H177ZM99 250V251H98ZM113 250V251H112ZM119 250V251H118ZM132 250V251H131ZM171 250V249H170ZM170 250H169V252H170ZM172 250H174V248H172ZM171 250V252L173 253V251ZM247 252L246 254H245V252ZM108 251V252H107ZM117 253V252H119L120 253V251L122 252V254L124 253V255H122V256H119V259L117 258L118 256H116L117 254L115 253V252ZM175 251H177L176 249H175ZM231 251H235L236 252V254L237 255H235V252H234V254H233V252H231ZM257 251V252H256ZM86 252V253H87ZM100 253L101 255H95L94 253ZM104 252V253H103ZM115 254H114V253ZM168 252V253H169ZM231 252V253H230ZM251 252V253H250ZM88 253H87V255H88ZM106 253V254H105ZM118 253V254H119ZM230 253V254H229ZM104 254V255H103ZM108 254V255H107ZM110 254H113V255H110ZM128 254V255H127ZM195 254H196V256H195ZM232 254V255H231ZM244 254V255H243ZM87 255H85V253L83 254V256H87ZM89 255L87 256V258H91V257H89ZM121 255V254H120ZM125 255H126V257H125ZM158 255V256H157ZM225 255H227V257L229 258V260H228V258L225 256ZM233 257H231V256ZM241 255V256H240ZM250 255V256H249ZM251 255H253V256H251ZM254 255H255V257H254ZM114 256H116V257H114ZM195 256V257H194ZM230 256V257H229ZM106 257V258H105ZM130 257V258H129ZM199 257V258H198ZM226 257V258H225ZM127 258V259H126ZM132 258H134V259H132ZM137 258V259H136ZM163 258H166V257H163ZM189 258H191V259H189ZM192 258L193 259H195V260H193L192 261ZM198 258V259H197ZM239 258V259H238ZM244 258H245V260H244ZM108 259H109V261H108ZM115 260V261H113V260ZM117 259V260H116ZM132 259V260H131ZM147 259V260H146ZM227 259V260H226ZM238 259V260H237ZM242 259V260H241ZM119 260V261H118ZM128 260L130 261V262H128ZM140 261V262H136V261ZM148 260V261H149ZM164 260V259H163ZM166 260V259H165ZM197 260V261H196ZM244 260V261H243ZM123 261V262H122ZM127 261V262H126ZM134 261V262H133ZM256 261V262H255ZM188 262V261H187ZM188 262V263H189ZM221 262V263H220ZM134 263V264H135ZM143 263V262H142ZM145 263V262H144ZM184 263V262H183ZM183 263H181V264H183ZM160 264H163V262L162 263H160ZM185 264V263H184Z\"/></svg>",
    "mask_w": 264,
    "mask_h": 264
}]
</instances>
